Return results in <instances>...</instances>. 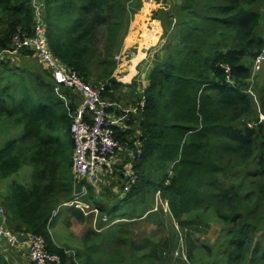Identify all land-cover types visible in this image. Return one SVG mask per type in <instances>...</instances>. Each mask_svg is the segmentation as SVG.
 Instances as JSON below:
<instances>
[{
	"label": "trees",
	"instance_id": "16d2710c",
	"mask_svg": "<svg viewBox=\"0 0 264 264\" xmlns=\"http://www.w3.org/2000/svg\"><path fill=\"white\" fill-rule=\"evenodd\" d=\"M127 2L38 4L57 62L107 102L144 101L137 115L113 126L126 148L141 150L132 162L135 182L123 190L116 170L131 163L127 154L106 173L111 185H87L84 199L95 214L69 207L88 226L60 244L48 220L73 197L70 123L82 98L70 88L55 90L43 63L22 62L34 56L33 48L7 53L16 39L33 36L37 15L33 0H0V218L19 235L42 236L58 264H186L172 256L174 221L193 263L264 264V121L258 117L264 86L256 98L245 90L264 48V0H177L161 8L163 56L140 96L123 101L129 95H118L123 83L114 75V55ZM120 110L105 107L106 113ZM24 165L31 167L29 182L13 177ZM157 192L169 212L152 209ZM211 227V235L199 234ZM0 264H11L1 251Z\"/></svg>",
	"mask_w": 264,
	"mask_h": 264
},
{
	"label": "built area",
	"instance_id": "2783aa9c",
	"mask_svg": "<svg viewBox=\"0 0 264 264\" xmlns=\"http://www.w3.org/2000/svg\"><path fill=\"white\" fill-rule=\"evenodd\" d=\"M35 1L33 0L37 20L34 26V34L23 41L16 39L15 44L17 47L26 45L34 49L33 55L51 71L55 81V90H61L62 87L70 88L81 95L82 98L72 113L70 123V132L75 143L71 155V169L74 178L72 182L73 197L62 202L52 212V216L48 220L49 223L58 213V210L65 207H75L85 215L92 212L95 214L97 209L84 199L88 190L87 185H96L101 175L111 172L112 165L118 162L117 160L121 155L126 156L128 154L132 158L131 163L124 164L120 169L116 168L120 170L124 179L123 190H130L137 175L133 171L132 162L141 150L140 148L135 150L133 147L126 148L116 137L113 128L114 125H119L127 116V113L131 111L122 108L115 102L103 100L99 95L98 88H94L83 81L76 72L66 70L50 54L39 16L40 7L35 4ZM263 60L264 48L254 58L252 67L259 68ZM63 99H65L64 96ZM143 104L144 101L142 100L138 107L142 108ZM109 105L121 109V114L106 113L105 107ZM87 211L89 212L86 213ZM2 243L9 246L24 247L28 260L33 264H58L60 260L57 254L46 251L42 236L35 233H26L19 236V234L6 227L3 217L0 218V244ZM75 264H78V262L75 261Z\"/></svg>",
	"mask_w": 264,
	"mask_h": 264
},
{
	"label": "rangeland",
	"instance_id": "374dc122",
	"mask_svg": "<svg viewBox=\"0 0 264 264\" xmlns=\"http://www.w3.org/2000/svg\"><path fill=\"white\" fill-rule=\"evenodd\" d=\"M41 0H36L35 4L40 5ZM146 3L141 0H128L126 12L128 21L121 33L119 45L114 55L116 60L114 75L123 83L121 86L118 95L123 96L124 93L128 94L126 99H136L140 96L143 91L144 86L146 85L147 75L153 67L155 61L158 60V57L163 56V50L161 48L164 45L165 39L161 37L162 32V23L160 18L161 8L169 9L172 3H175L177 0H145ZM177 3V2H176ZM264 33V30H263ZM164 39V40H163ZM17 46L13 49H7L8 54L17 56ZM30 60L35 67L41 65L36 56H31L25 58L22 62ZM38 64V65H37ZM249 84L245 88L246 92L251 96L257 95V90H260L264 86V60L260 64L259 68L255 69L251 67L250 77L248 78ZM139 95V96H138ZM138 96V97H136ZM143 100V96L140 97L135 104L133 101L124 102L126 105H123L121 102H117L118 105L123 106L122 108H127L129 111L128 114L137 115L141 108L138 107L139 103ZM126 106V107H124ZM135 108V110H133ZM259 119L264 121V114L259 113ZM249 125V124H248ZM74 149V148H73ZM73 153V151H72ZM71 153V155H72ZM121 155L119 157L123 158ZM117 160L116 163L119 165L121 161ZM117 170V169H116ZM117 175L113 176V179L116 180ZM15 180L20 182H29L31 180V167L30 165H24L17 174L13 176ZM106 174L101 175L96 183L97 186L105 187L111 185L110 179H107ZM114 187V186H113ZM112 190H114L112 188ZM99 192V190H96ZM153 210H157L158 207L162 208L164 212H169V201L167 199H162L159 193L154 195ZM98 200V199H97ZM124 204L122 203L121 206ZM2 208V206H0ZM67 210H66V209ZM61 208L59 212L53 217L51 224V232L57 233L58 243L71 242L75 241L74 237L80 236L86 229L88 224L82 222V220L76 215L70 212L69 207ZM67 212H70L67 220V225L62 223L60 225L62 214L66 216ZM87 211L86 213H88ZM2 214V212H0ZM83 214V213H82ZM105 219V217H103ZM93 226H96V216H93ZM175 222V228L177 229V237L175 241V246L172 251V256L183 260L186 264H196L189 261L186 254V245L184 241V235L180 233L178 225ZM68 226V228H66ZM71 226V227H70ZM213 228H209L207 232L204 230L199 234L201 236H209L212 234ZM61 234V236H60ZM60 236V237H59ZM3 242V241H2ZM0 246H5L4 248L8 250L10 247L6 244H0ZM6 250L2 249L1 252L7 258Z\"/></svg>",
	"mask_w": 264,
	"mask_h": 264
},
{
	"label": "crops",
	"instance_id": "0c3cea01",
	"mask_svg": "<svg viewBox=\"0 0 264 264\" xmlns=\"http://www.w3.org/2000/svg\"><path fill=\"white\" fill-rule=\"evenodd\" d=\"M141 1L144 2V3L147 2L145 0H141ZM0 209L2 210L1 212H3V209L1 207H0ZM67 214H68V212H67ZM67 214H66V216L62 214L60 225L62 223H65L68 220ZM66 228H68V226H66ZM19 236H22V235H19ZM53 236L58 241L57 233H56V235L54 233ZM60 236H61V234H60ZM4 247L5 246H0V251L2 249L6 250ZM6 252H7V259L10 261L11 264H31V262L28 260V257H27V254H26V249L24 247L23 248L17 247V246L10 247L8 250H6Z\"/></svg>",
	"mask_w": 264,
	"mask_h": 264
}]
</instances>
